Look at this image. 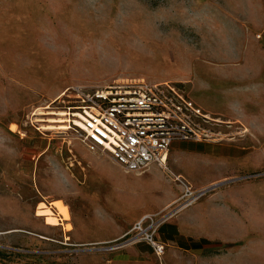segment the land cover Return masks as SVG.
<instances>
[{"label": "rangeland", "instance_id": "374dc122", "mask_svg": "<svg viewBox=\"0 0 264 264\" xmlns=\"http://www.w3.org/2000/svg\"><path fill=\"white\" fill-rule=\"evenodd\" d=\"M263 50L264 0H0V264H71L73 222L85 235L84 225L119 218L88 191L104 183L95 158L111 155L91 150L77 128L42 127L64 117L54 113L64 110L56 102L64 90L175 82L209 116H194L206 136L175 139L174 151L239 142L250 133L239 111L260 86L250 68ZM170 157L161 168L175 182L182 175L199 189L193 180L217 178L202 197L234 190L240 217L227 226L240 238L203 240L177 261L167 259L169 244L154 254L168 264H205L216 253L264 264V165H233L221 177L218 162L199 158L202 171L192 173Z\"/></svg>", "mask_w": 264, "mask_h": 264}, {"label": "crops", "instance_id": "0c3cea01", "mask_svg": "<svg viewBox=\"0 0 264 264\" xmlns=\"http://www.w3.org/2000/svg\"><path fill=\"white\" fill-rule=\"evenodd\" d=\"M259 54H255V64L250 68V73L255 78L254 83L260 86L253 89L254 93H250L249 98L243 100V110L239 111V118L250 129V133L242 141L234 143L194 141L189 148L174 151L171 147L170 158L173 162L185 159L189 162L192 173H196L202 171L197 159L207 158L208 161L218 162L223 166L220 170L221 177H224L223 171L233 165L243 170L264 165V81L261 80L264 75V50L259 51ZM258 117L260 124L256 126ZM88 156L89 160L94 159L91 153ZM95 160L97 163L95 161L94 164L100 167L99 175L104 183L99 187L90 184L88 191L92 199L100 197V208L110 210L119 218L100 221L95 226L93 223L84 225L83 228L87 231L85 235L77 232L73 222L72 236L78 247L74 249L76 254L71 264H168V260L165 263L164 260L161 261L144 242L130 243L116 250L109 247L145 215L165 217L159 235L171 247L167 259L174 261L184 251H196L203 240L240 238L227 226L228 220L240 217L234 211V207L241 204L234 190H222L201 197L189 207L171 213L170 205L178 202L183 186L167 175L159 164L151 163L142 171H127L111 158L108 160L96 157ZM216 179L212 177L200 183L193 181L202 189ZM247 207H251L250 202ZM71 222H66V226L63 224L62 228L66 232L72 229ZM66 232L64 237L69 238L65 236ZM65 242L69 243L67 240ZM226 256H234V253H227ZM232 262L226 261L224 255L218 253L203 260L205 264H234L235 260L232 259Z\"/></svg>", "mask_w": 264, "mask_h": 264}, {"label": "built area", "instance_id": "2783aa9c", "mask_svg": "<svg viewBox=\"0 0 264 264\" xmlns=\"http://www.w3.org/2000/svg\"><path fill=\"white\" fill-rule=\"evenodd\" d=\"M59 102L63 103L66 125L84 133L91 150L103 149L127 171H142L151 163L166 166L175 139L201 140L206 134L194 116H203L182 85L175 82L135 81L111 84L104 88L83 90L69 88ZM76 119L82 122L77 125ZM176 181L183 190L171 213L192 205L204 195L184 177ZM165 217L145 215L111 249L130 243L146 242L162 257L168 247L160 235Z\"/></svg>", "mask_w": 264, "mask_h": 264}, {"label": "bare ground", "instance_id": "6f19581e", "mask_svg": "<svg viewBox=\"0 0 264 264\" xmlns=\"http://www.w3.org/2000/svg\"><path fill=\"white\" fill-rule=\"evenodd\" d=\"M68 89V88H67ZM66 89V90H67ZM66 90H64L58 97H57V99H56V102H59V99L63 96V95H65V92H66ZM51 106H49V107H47V108H50ZM62 111H60V113H56V112H54L55 114H60L61 116H64V117H61V118H57V119H50L49 121H52V122H57V124H49V125H43L42 127H45V128H52V129H62V130H68V129H73L74 127H69V125L67 126L65 123H66V113H65V111L63 110V109H61ZM200 113H201V115H203V116H209V114H204V112L202 111V109H200ZM65 122V123H64ZM76 122L78 123L77 125H82V122L81 121H79L78 119H76ZM77 129H79V130H77L78 132L79 131H82L81 130V128H80V126L79 127H77ZM64 132V131H63ZM87 144V143H86ZM102 151H104V152H107L106 150H103V149H101ZM109 155H110V153L109 152H107ZM170 153V152H169ZM169 153H168V156H169ZM168 156H167V159H168ZM113 159V158H112ZM183 177V176H182Z\"/></svg>", "mask_w": 264, "mask_h": 264}, {"label": "trees", "instance_id": "16d2710c", "mask_svg": "<svg viewBox=\"0 0 264 264\" xmlns=\"http://www.w3.org/2000/svg\"><path fill=\"white\" fill-rule=\"evenodd\" d=\"M162 227V226H161ZM161 227H160V230H161Z\"/></svg>", "mask_w": 264, "mask_h": 264}]
</instances>
